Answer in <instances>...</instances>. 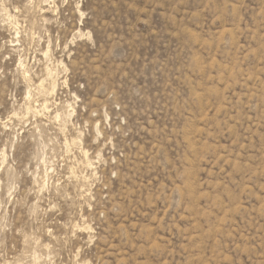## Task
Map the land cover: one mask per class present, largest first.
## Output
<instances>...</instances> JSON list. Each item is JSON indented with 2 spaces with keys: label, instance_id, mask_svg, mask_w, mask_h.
<instances>
[{
  "label": "rangeland",
  "instance_id": "rangeland-1",
  "mask_svg": "<svg viewBox=\"0 0 264 264\" xmlns=\"http://www.w3.org/2000/svg\"><path fill=\"white\" fill-rule=\"evenodd\" d=\"M0 264H264V0H0Z\"/></svg>",
  "mask_w": 264,
  "mask_h": 264
},
{
  "label": "bare ground",
  "instance_id": "bare-ground-1",
  "mask_svg": "<svg viewBox=\"0 0 264 264\" xmlns=\"http://www.w3.org/2000/svg\"><path fill=\"white\" fill-rule=\"evenodd\" d=\"M47 74H48V73H47ZM47 76H48V75H47ZM40 85H41V84H40ZM39 89H41V88H39ZM48 91H49V90H48ZM41 106H42V105H41ZM42 107H43V108H46V107H45V104H43V106H42ZM29 110H31V108H30V107H28V108H27V112H28ZM90 161H91V160H90ZM87 164H88V163H87ZM86 228H87V227H86Z\"/></svg>",
  "mask_w": 264,
  "mask_h": 264
}]
</instances>
